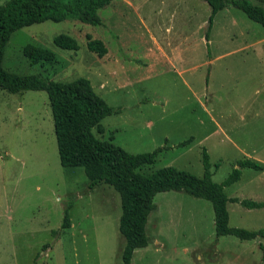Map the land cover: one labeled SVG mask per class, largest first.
I'll use <instances>...</instances> for the list:
<instances>
[{
	"label": "rangeland",
	"instance_id": "rangeland-1",
	"mask_svg": "<svg viewBox=\"0 0 264 264\" xmlns=\"http://www.w3.org/2000/svg\"><path fill=\"white\" fill-rule=\"evenodd\" d=\"M250 1L264 6V0ZM97 14L99 25L65 19L16 29L4 46L2 68L59 82L87 78L115 110L100 120L101 133L91 129L95 137L111 135L129 153L160 148L141 173L173 166L200 176L202 148L214 182L238 160L264 164L260 24L224 7L213 17L206 48L209 7L203 0H111ZM61 33L78 48L54 46L52 38ZM85 34L101 40L105 54L88 51ZM26 44L49 49L55 61L30 65L21 51ZM86 183L81 167L58 162L46 93L0 89V264H119V196L106 184ZM223 190L264 201V170L242 168ZM153 203L147 245L134 250L130 264H264L258 245L264 249V240L214 236L208 201L165 191ZM67 205L69 225L60 228ZM226 208L228 226L264 230V206L231 202Z\"/></svg>",
	"mask_w": 264,
	"mask_h": 264
},
{
	"label": "trees",
	"instance_id": "trees-1",
	"mask_svg": "<svg viewBox=\"0 0 264 264\" xmlns=\"http://www.w3.org/2000/svg\"><path fill=\"white\" fill-rule=\"evenodd\" d=\"M111 0H5L0 4V89L9 93L27 90L46 93L52 127L61 167H81L86 185L93 188L103 183L119 196L120 214L117 229L123 239L120 263L130 264L135 249L147 245L144 231L147 216L154 209L153 197L158 192L179 191L208 201L213 213L214 236L230 235L239 240H264V230L244 229L228 226V202H237L246 208H261L264 201L239 200L228 197L223 188L236 182L242 168L264 170V164L251 159H241L220 182L211 179L208 154L201 149L202 174L194 175L173 166H163L144 174L139 170L153 163L159 147L149 152L129 153L111 142L112 136L102 140L94 136L91 129L102 132L100 120L115 112L93 90L89 80L78 77L66 82L46 80L39 74L19 75L4 70L1 66L4 46L10 34L18 28L45 20L53 22L74 19L90 25L101 23L98 9ZM209 7L206 29L203 35L208 48L209 30L213 17L224 7L232 6L264 29V6L250 0H203ZM261 1V0H258ZM85 47L97 56L105 54L101 40L85 34ZM54 46L64 50H76L75 39L67 34L52 38ZM22 54L30 65L52 64L55 56L47 48L26 44ZM191 138L178 145L189 143ZM67 205L63 209L60 228L68 227ZM55 232V231H54ZM263 250L262 244H258ZM48 244H43L42 249ZM32 264H35L33 261Z\"/></svg>",
	"mask_w": 264,
	"mask_h": 264
},
{
	"label": "crops",
	"instance_id": "crops-1",
	"mask_svg": "<svg viewBox=\"0 0 264 264\" xmlns=\"http://www.w3.org/2000/svg\"><path fill=\"white\" fill-rule=\"evenodd\" d=\"M228 203H231V202H228Z\"/></svg>",
	"mask_w": 264,
	"mask_h": 264
}]
</instances>
